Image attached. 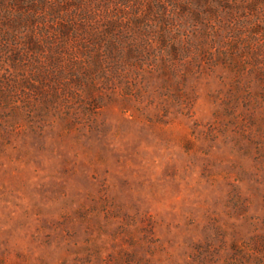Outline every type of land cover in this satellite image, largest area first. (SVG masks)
Segmentation results:
<instances>
[{"label": "rangeland", "instance_id": "obj_1", "mask_svg": "<svg viewBox=\"0 0 264 264\" xmlns=\"http://www.w3.org/2000/svg\"><path fill=\"white\" fill-rule=\"evenodd\" d=\"M0 264H264V0H0Z\"/></svg>", "mask_w": 264, "mask_h": 264}]
</instances>
